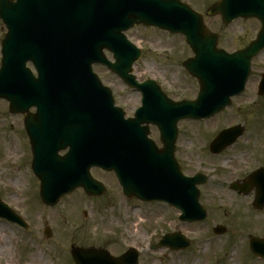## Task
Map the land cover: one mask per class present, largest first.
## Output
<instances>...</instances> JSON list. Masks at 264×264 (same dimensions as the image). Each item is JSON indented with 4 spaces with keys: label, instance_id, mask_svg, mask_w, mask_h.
Returning a JSON list of instances; mask_svg holds the SVG:
<instances>
[{
    "label": "water",
    "instance_id": "water-1",
    "mask_svg": "<svg viewBox=\"0 0 264 264\" xmlns=\"http://www.w3.org/2000/svg\"><path fill=\"white\" fill-rule=\"evenodd\" d=\"M208 14H220L226 25L239 17L257 18L262 29L247 48L230 54L218 48V35L206 29L203 17L179 0H0V18L8 28L2 45L0 98L10 102L11 113L38 108L39 114L26 117V128L34 153L33 171L41 182L40 195L46 205L55 206L79 187L89 195H102L101 183L89 172L98 166L117 173L128 198L167 202L182 211L183 221L206 219L197 185L205 184L207 178L181 174L173 156L176 125L181 119L214 116L231 104V97L244 91L251 61L264 50V0H221ZM141 23L186 36L195 57L184 66L198 79L200 92L196 100L181 103L167 102L161 96L163 106L154 105V92H145L138 118L125 121L123 112L113 105L111 92L93 73L92 64L107 65L130 86L154 88V82L140 85L130 74L141 52L123 32ZM105 49L114 54L115 63L105 57ZM29 61L35 65L38 78L26 68ZM259 93L264 94V75ZM39 120L54 128H60V122L68 127L77 122L89 128L84 168L82 162L76 164L83 158L75 156L76 150L59 157L56 149L45 162L48 157L39 149L35 131ZM150 122L158 124L164 137L165 149L160 155L152 150L154 143L147 139V128H141L142 123ZM242 134L241 127L223 131L211 143V152H222ZM56 141L65 143L64 138ZM67 146H72L71 141L60 148ZM158 159L160 166L155 163ZM132 177L137 178V184ZM244 187V193L256 188L254 207L263 209L264 169L250 175ZM231 188L238 190V183ZM0 217L26 226L1 200ZM215 232L222 234L225 229L218 227ZM45 234L51 237L49 228ZM162 246L181 249L189 243L175 234L164 237ZM251 249L264 257V239L251 237ZM71 254L76 264H138L139 258L134 249L119 258L98 248L73 247Z\"/></svg>",
    "mask_w": 264,
    "mask_h": 264
},
{
    "label": "rangeland",
    "instance_id": "rangeland-1",
    "mask_svg": "<svg viewBox=\"0 0 264 264\" xmlns=\"http://www.w3.org/2000/svg\"><path fill=\"white\" fill-rule=\"evenodd\" d=\"M181 1L203 15L207 28L219 34V46L228 52L246 47L260 30L256 19H239L226 26L219 16H208L207 10L217 0ZM6 32L0 20V50ZM127 36L143 50L134 66L139 81L155 80L174 99L196 97L199 84L183 66L193 56L183 36L145 26L133 28ZM94 71L124 109L140 105L139 94L131 92L116 75L103 66H94ZM263 74L264 52L253 60L246 90L232 99L230 107L206 121L179 123L185 174L202 172L209 178L200 187V202L208 213L200 223L179 221L180 212L167 204L125 198L114 174L99 169H92V175L105 185V194L88 196L81 189L56 207L45 206L39 197V181L30 170L24 118L10 115L8 103L0 100V197L30 224L24 230L0 219V264H30L33 254L37 255L33 264H74L70 256L73 244L101 247L115 256L135 247L139 264H264L251 253L248 238L264 237V209L252 207L254 193L242 196L229 189L232 182L264 168V95L258 94ZM237 125L244 127V135L221 155H211V141L220 131ZM158 135L151 133L152 137ZM217 225L225 226L227 233L214 234ZM46 226L52 231L51 238L44 235ZM174 232L190 240L188 249H151L162 236Z\"/></svg>",
    "mask_w": 264,
    "mask_h": 264
},
{
    "label": "flooded vegetation",
    "instance_id": "flooded-vegetation-1",
    "mask_svg": "<svg viewBox=\"0 0 264 264\" xmlns=\"http://www.w3.org/2000/svg\"><path fill=\"white\" fill-rule=\"evenodd\" d=\"M130 91H134V90H130ZM167 94V93H166ZM170 98H172V99H174L171 95H169V94H167ZM183 99H185L184 97L182 98V99H180V100H183ZM175 100H179V99H175ZM139 101H141V98H139ZM119 102H120V99H119ZM120 106H122L123 107V105L120 103L119 104ZM127 112V114H128V117H133V115H134V113H135V111L134 110H128V111H126ZM23 122V124H24V121H22ZM24 126V125H23ZM150 129V131H151V133L152 132H157V128L156 127H150L149 128ZM24 132V131H23ZM158 133V132H157ZM24 134H25V132H24ZM151 138L154 140V142H155V144H156V146H157V149L158 150H161L162 149V145H161V137H160V135H158V136H151ZM27 142H28V145H29V149H30V144H29V141L27 140ZM30 151H31V149H30ZM181 155H184V153H183V151H182V149H181V145H180V140H179V137H178V140H177V143H176V146H175V157H176V159H177V161H178V164H179V166H181V168H182V170L184 171V165H183V163H182V161L184 160V157L182 158V156ZM184 162V161H183Z\"/></svg>",
    "mask_w": 264,
    "mask_h": 264
},
{
    "label": "bare ground",
    "instance_id": "bare-ground-1",
    "mask_svg": "<svg viewBox=\"0 0 264 264\" xmlns=\"http://www.w3.org/2000/svg\"><path fill=\"white\" fill-rule=\"evenodd\" d=\"M30 260H31L30 264H33L34 262H36L37 261V255L36 254L31 255Z\"/></svg>",
    "mask_w": 264,
    "mask_h": 264
}]
</instances>
